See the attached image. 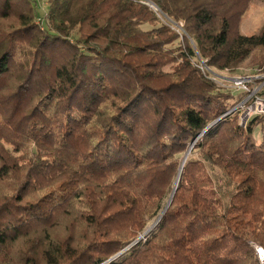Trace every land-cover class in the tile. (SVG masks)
Masks as SVG:
<instances>
[{"label": "trees", "instance_id": "16d2710c", "mask_svg": "<svg viewBox=\"0 0 264 264\" xmlns=\"http://www.w3.org/2000/svg\"><path fill=\"white\" fill-rule=\"evenodd\" d=\"M151 1L210 66L264 71V28L238 34L225 1ZM48 3L41 30L34 0H0V264H104L172 194L108 264H261L264 116H227L245 94L147 6Z\"/></svg>", "mask_w": 264, "mask_h": 264}, {"label": "rangeland", "instance_id": "374dc122", "mask_svg": "<svg viewBox=\"0 0 264 264\" xmlns=\"http://www.w3.org/2000/svg\"><path fill=\"white\" fill-rule=\"evenodd\" d=\"M149 1H151V0H149ZM219 1H222L221 5H223V3L225 1V4H224L225 7H231V8H233L232 9L233 11L239 12L238 17H236V19H235L236 20L235 24L237 26L236 32L238 34H242L245 36H253V35L259 34L262 31V29L264 28V0H219ZM34 2H35V6L37 8V11L39 12L38 19L36 20V26L39 27L41 30H49V24H48L47 19H46L47 14H48V9H49L48 0H34ZM152 3H154V2H152ZM224 6L222 8H224ZM156 7L159 8V6H157V5H156ZM151 11L154 13L156 19L158 20L157 23L159 25L167 26L164 23V20H163L164 18H162L160 16V15H162L161 13H159L160 11L156 12L153 9ZM161 12H162V10H161ZM239 17H240V19L238 20ZM168 18L171 19L170 17H168ZM171 20L174 21L173 19H171ZM180 24L185 25L184 22H180ZM167 27H169V26H167ZM143 28L144 29H152L151 26H145ZM186 34L187 35L184 36L183 38L181 36L179 37V42L175 45V47H177L178 44H182L184 46L188 42L192 48H194V47L197 48V42L189 36L187 31H186ZM71 43H74L73 39L71 40ZM197 50H198V48H197ZM261 55H263L262 51H257L256 53L253 54L252 58H257V57H260ZM166 69L168 71H171L172 66H168ZM216 70L222 72L223 74H225L229 77H231V76H245V75L249 76V75L258 74L259 72L264 73V71H261L257 68H253L251 66V60H248L247 62L242 64L240 67L236 68L234 71L231 69H218V68H216ZM214 85L219 90H221L222 92H227V90L225 88L221 87L220 85H218L216 83H214ZM237 93L241 94L240 92H237ZM254 139L258 143L262 142V140L264 141V120L262 121V124L259 126L258 131L254 134ZM189 156H191V155H189ZM159 218L160 217L155 218L152 221H150L149 224L147 225L146 229L144 230V232L139 236V238L135 242L131 243L126 249H124L122 252H120L117 256L109 259L104 264H108L111 260H114L120 256H123L128 251V249L131 246H133L135 243H137L139 240L149 237V235L153 231L157 230L158 225L160 223V222H158Z\"/></svg>", "mask_w": 264, "mask_h": 264}, {"label": "built area", "instance_id": "2783aa9c", "mask_svg": "<svg viewBox=\"0 0 264 264\" xmlns=\"http://www.w3.org/2000/svg\"><path fill=\"white\" fill-rule=\"evenodd\" d=\"M141 3L151 10L161 13L164 18L165 25L169 26L173 31L178 33L182 38L186 36L184 25L172 21L161 10L156 7L154 3L149 0H133ZM195 55L192 57L193 65L198 68L202 74L211 82L220 85L226 90L238 91L245 94L244 99L226 115H231L240 111V126L246 128L249 121L256 116H264V73H258L249 76H227L220 71H217L215 67L208 64V60L204 59L196 47L193 48ZM257 255L264 264V249L256 246Z\"/></svg>", "mask_w": 264, "mask_h": 264}, {"label": "water", "instance_id": "95a60500", "mask_svg": "<svg viewBox=\"0 0 264 264\" xmlns=\"http://www.w3.org/2000/svg\"><path fill=\"white\" fill-rule=\"evenodd\" d=\"M202 135H203V134H202ZM193 146H194V145H193ZM193 146L191 147L190 151L192 150ZM190 151H189L188 153H190ZM185 159H186V158H185ZM176 188H177V187H176ZM173 195H174V194H172L171 200L169 201V203H168L166 209L169 207V205H170V203H171V201H172ZM166 209H165V211H166ZM165 211L162 213V215H161L160 218L158 219V222L161 221V218H162V216L164 215Z\"/></svg>", "mask_w": 264, "mask_h": 264}]
</instances>
